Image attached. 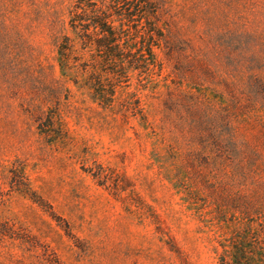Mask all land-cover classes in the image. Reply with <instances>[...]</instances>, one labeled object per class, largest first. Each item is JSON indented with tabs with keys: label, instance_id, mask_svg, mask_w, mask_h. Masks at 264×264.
I'll list each match as a JSON object with an SVG mask.
<instances>
[{
	"label": "rangeland",
	"instance_id": "rangeland-1",
	"mask_svg": "<svg viewBox=\"0 0 264 264\" xmlns=\"http://www.w3.org/2000/svg\"><path fill=\"white\" fill-rule=\"evenodd\" d=\"M76 1L0 0V264H225L242 241L264 246V0L114 13L137 40L170 27L183 70L155 46V64L130 71L109 107L85 84L91 68L58 59ZM170 90L225 105V127L208 134L232 132L239 146L215 174L186 164L201 145L185 140ZM124 99L141 112L121 110Z\"/></svg>",
	"mask_w": 264,
	"mask_h": 264
},
{
	"label": "trees",
	"instance_id": "trees-1",
	"mask_svg": "<svg viewBox=\"0 0 264 264\" xmlns=\"http://www.w3.org/2000/svg\"><path fill=\"white\" fill-rule=\"evenodd\" d=\"M131 2H135L133 5L135 11L142 14L143 6L148 7L149 13L155 17L163 10L165 4V0H125L124 4L118 3L116 6L112 3L108 5L104 2L99 3L96 0H77L70 10L73 35L59 33L54 38L61 65L70 69L81 67L83 71L91 68L90 79L85 84L94 90L103 107L113 105L117 87L123 80H129L130 71L150 70V65L156 62L155 46L162 48L163 45L168 61L173 63L172 73L175 76L183 70L179 56L174 57L178 47L170 27L165 28L166 33L162 28L151 24L147 29L148 37L139 34L141 39L137 40L136 36L129 33L130 28L124 27L122 20L119 26L115 24L114 13L120 16L125 14L130 20L135 15L134 9L129 5ZM123 5H127L126 12H118V7ZM112 7L116 9L114 12L111 10ZM139 25L136 26V33L141 31L137 28ZM141 27L143 28V25ZM86 55L89 56L88 59L84 58ZM98 68L105 73V77L102 72L96 73ZM168 92L165 101L168 104L167 108L170 111H179L185 140L190 146L196 143L201 145L199 147L201 149L192 148L185 154L186 164L194 160H199V165L213 163L215 174L214 170L219 165L217 159L225 160V151L230 150V146H239L232 132L226 139L225 132L215 134L209 129L208 134L209 126L216 125L219 121H222L225 127V105L211 104L190 90ZM121 105V110L131 111L133 115L141 112L137 99H124ZM207 145L212 156L205 155ZM246 152L247 150H240V153ZM218 207L221 212L222 208L219 205ZM242 242L234 245L233 252L225 251V264H264V246L261 244L252 246L245 241Z\"/></svg>",
	"mask_w": 264,
	"mask_h": 264
}]
</instances>
